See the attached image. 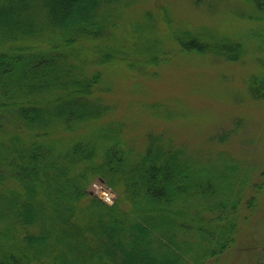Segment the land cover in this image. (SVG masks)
<instances>
[{"label":"trees","instance_id":"obj_1","mask_svg":"<svg viewBox=\"0 0 264 264\" xmlns=\"http://www.w3.org/2000/svg\"><path fill=\"white\" fill-rule=\"evenodd\" d=\"M136 1L0 0V264H207L264 197V166L229 151L243 116L205 139L201 157L174 125L110 101L114 67L156 76L192 53L252 57L244 93L264 101V0H242L244 35L173 25L165 5L132 17ZM191 81L199 93L212 80ZM250 136H236L240 149ZM98 177L111 204L89 191Z\"/></svg>","mask_w":264,"mask_h":264},{"label":"rangeland","instance_id":"obj_2","mask_svg":"<svg viewBox=\"0 0 264 264\" xmlns=\"http://www.w3.org/2000/svg\"><path fill=\"white\" fill-rule=\"evenodd\" d=\"M208 2L210 5L201 2L198 4L196 0H137L130 16L138 13L136 7L143 11L155 10L156 7L165 5L171 12L173 25L182 24L197 28L203 24L231 34L244 35L249 26L243 22L245 17L240 18L238 15L246 14L249 9L244 8L242 0ZM235 18L239 21L234 20ZM261 58H264V55ZM251 61L214 62L206 56L194 53L180 54L174 56L169 63L155 67L156 76L139 75L138 72H132L123 66H116L111 69L110 101L116 107H123L121 100L125 103L127 97L131 101L128 102V107L133 118L156 122L159 126L162 125L159 127L161 130H165L166 124L174 125L172 133L175 139L181 142L187 138L192 144H196L188 146H192V152L201 157H204L203 153L206 152L200 151L198 146L204 144L205 139L213 133L231 129L237 116H243V127L231 132V138L234 139L232 144L235 143L234 151L228 150L237 156L252 160V167L254 161L264 166V101L248 100L244 93L245 77L257 71V65ZM253 67L255 71H252ZM216 68L220 70L218 80L214 79ZM202 72L209 77V81L212 80L211 85L196 93L191 80L197 73ZM125 92L129 95L126 96ZM230 94L236 96L239 102L233 100ZM134 109L137 110L133 112ZM186 113L188 116H185ZM241 132L253 134L250 137L254 140L246 141L243 149L239 148L243 142L236 137ZM100 179L98 177L91 182L89 191L105 203L111 204L115 193ZM244 208H240V215L250 212ZM246 215L247 220L240 221V237L237 244L207 264H264V252L260 253L258 249L260 246L264 250V197L258 200L256 208Z\"/></svg>","mask_w":264,"mask_h":264},{"label":"water","instance_id":"obj_3","mask_svg":"<svg viewBox=\"0 0 264 264\" xmlns=\"http://www.w3.org/2000/svg\"><path fill=\"white\" fill-rule=\"evenodd\" d=\"M100 181H102V180L100 179Z\"/></svg>","mask_w":264,"mask_h":264}]
</instances>
